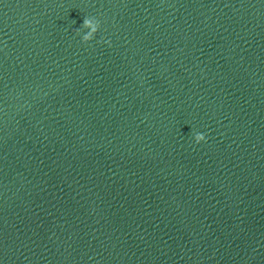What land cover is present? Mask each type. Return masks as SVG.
<instances>
[{"label":"water","instance_id":"obj_1","mask_svg":"<svg viewBox=\"0 0 264 264\" xmlns=\"http://www.w3.org/2000/svg\"><path fill=\"white\" fill-rule=\"evenodd\" d=\"M0 264H264V0H0Z\"/></svg>","mask_w":264,"mask_h":264},{"label":"clouds","instance_id":"obj_2","mask_svg":"<svg viewBox=\"0 0 264 264\" xmlns=\"http://www.w3.org/2000/svg\"><path fill=\"white\" fill-rule=\"evenodd\" d=\"M99 30V21L94 17H86L84 22V30L78 31L77 34L81 36V39L84 43H90L96 38ZM103 43L111 46L110 40L103 41ZM193 139L195 143L200 144L206 142L207 137L202 132H195L193 133Z\"/></svg>","mask_w":264,"mask_h":264}]
</instances>
